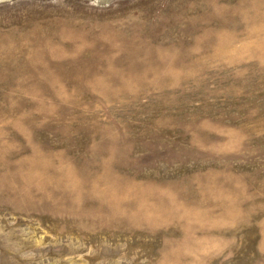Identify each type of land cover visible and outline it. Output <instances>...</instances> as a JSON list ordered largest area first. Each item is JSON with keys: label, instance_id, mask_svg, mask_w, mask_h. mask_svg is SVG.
I'll return each mask as SVG.
<instances>
[{"label": "rangeland", "instance_id": "1", "mask_svg": "<svg viewBox=\"0 0 264 264\" xmlns=\"http://www.w3.org/2000/svg\"><path fill=\"white\" fill-rule=\"evenodd\" d=\"M0 264H264V0H0Z\"/></svg>", "mask_w": 264, "mask_h": 264}]
</instances>
